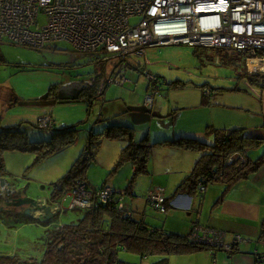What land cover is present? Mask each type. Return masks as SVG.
Returning a JSON list of instances; mask_svg holds the SVG:
<instances>
[{
    "label": "rangeland",
    "instance_id": "rangeland-1",
    "mask_svg": "<svg viewBox=\"0 0 264 264\" xmlns=\"http://www.w3.org/2000/svg\"><path fill=\"white\" fill-rule=\"evenodd\" d=\"M137 19V16H132L129 20L135 22ZM0 49L6 60L0 63V115L6 111V108L2 109V101H6L9 97L13 100L15 97L14 94H11L12 90L8 84V82H12V78L15 82H19L20 79L26 77L22 80L26 86L30 82L28 80L30 76L40 78L39 76L52 72L58 78V82L52 88L53 94L61 99H67L79 95L78 91H83V95H87V91L84 93L85 89H82V85L90 78L97 80L100 79V76L103 81L104 73L108 78V74L113 73L114 64L118 59L114 54H107L106 59L103 60L100 53L96 54L100 56L99 63L96 61L97 58L92 56H76L71 45L64 40L57 41V48L53 49H38L2 40ZM219 50L177 42L146 46L141 57L133 55L126 57V61L130 65L125 69L129 82L126 81L123 84L108 82L103 94L91 104L87 121L84 120L77 126L74 142L53 153L46 154L39 160L32 152H5L3 163L6 173L0 179L4 182L2 185L0 184L2 197L0 199V254H14L39 261L45 250L47 229L74 223L82 217V210L69 208L71 196L68 192L64 193L57 203H51L53 183L65 174L80 155L90 129L85 126L86 123H93L98 116L107 114L111 116L124 111L127 107L129 108L128 105H136L133 102L141 103L142 100L143 104L147 90L146 83H148V78L143 73L145 69L160 76L161 79L165 77L174 81L179 79V81L175 83V86L171 85L168 90L166 89L168 84L165 87L162 85L164 89L160 94H153V100L156 98L161 107L160 110H157V106H155L154 113L146 110L147 119L143 120V118L133 115L124 118L133 121L135 139L142 138L147 130H149L151 142L157 141L154 132L168 130L171 135L183 130L193 133V135L189 133L184 135L189 137H195V134L202 132V135L198 133L195 138L211 144L214 139L211 134H209L212 137L210 140L204 139L209 138L205 134L207 125L214 128H230L234 124L239 125L236 123L238 119L254 122L256 116L252 114L249 107L259 103L260 87L247 85L246 78L240 73L248 71V69L255 71L261 68L251 69L250 63L247 64L243 54L233 56L232 53L233 60L230 59L232 49ZM132 63L133 65L139 63L141 68L134 69ZM32 67L34 69H30ZM25 68H29V71L22 70ZM20 70L26 75H22ZM95 71H98L99 74H95ZM14 74L16 75L13 77ZM20 84L21 82L19 86ZM205 90H210L211 94L207 95L208 102H201L200 97ZM136 107L134 106V108ZM3 122L4 120L1 124ZM35 122L37 123V119ZM54 122L56 123L55 120ZM27 133L29 140L46 139L49 136L48 132L33 127ZM115 143L119 142H113L106 137L101 138L98 148L94 151L95 158L86 169L87 184L90 188L101 185L113 188L117 191L120 200L133 214L143 216L148 225L149 221H157L158 224H162L167 216L148 207L147 194L149 190L156 187L162 188L154 181L164 182L166 180L162 170L168 166L161 164V156L153 152L148 164L149 173L139 176L133 187L126 192L132 171L128 162L113 171L119 151L124 146L117 147L114 146ZM198 153L200 156L201 151ZM207 186H212V183ZM10 190L16 192L15 194L22 201L20 204L15 205L3 200L6 191ZM23 201H29L30 204ZM42 206L50 207L55 214L54 219L47 225L39 222L44 216L42 209H39ZM1 209H8L9 213L2 214ZM22 210L32 214L37 220L29 223H17L14 215ZM7 224H15V226L10 227ZM135 256L137 255L121 253L122 259L139 262L140 260Z\"/></svg>",
    "mask_w": 264,
    "mask_h": 264
},
{
    "label": "trees",
    "instance_id": "trees-1",
    "mask_svg": "<svg viewBox=\"0 0 264 264\" xmlns=\"http://www.w3.org/2000/svg\"><path fill=\"white\" fill-rule=\"evenodd\" d=\"M55 47L57 48V43L50 45L48 49ZM217 49L221 51V49L229 48L221 47ZM72 50L75 51L73 48ZM100 53L104 58L103 60L106 59L107 54H112L102 50L89 54H78L93 55L94 58H97L96 61L100 63V56L96 55ZM231 54L234 56L235 54L240 55L243 53L233 50L230 56ZM263 54L264 52H259L260 56ZM225 55H227L226 52ZM114 56L118 58V63L114 68L115 71L120 64L121 58L115 54ZM231 57L230 59H232ZM5 61L0 49V63ZM135 64H138L134 65L136 68L140 67L139 63ZM128 66L130 65L127 62ZM95 74H99L98 71H95ZM240 74L246 78L250 85L264 88V71L245 70ZM106 84H108L106 75H104L103 81H101V76L97 80L90 78V80L82 85V89H85L84 93L87 91V95H83V91H78L77 94H79V97H84L88 101H91L94 97L102 94V90ZM53 86L49 87L50 92H52ZM144 109L147 111L151 110ZM82 122L62 127L56 126L55 123L50 128L40 127L35 122L32 125L33 128H39L49 134L48 138L40 140H29L27 131L30 128L28 126L24 127L23 123H17L16 125L0 124V179L6 173L3 163V154L5 152H32L36 154V159L39 160L46 154L53 153L59 148L74 142L77 126ZM209 128L207 127L206 132H212L214 136L211 144L195 137L187 136L167 139L159 143L172 147L201 151L191 172L177 186V193L196 194L198 193L199 183L204 184L206 189L209 183L215 182H220L224 185V193L235 182L246 178L264 164V151L255 159H252L247 154L249 149L258 147L261 143L264 144V137L249 135L242 128L230 130H214ZM102 137L109 139L126 138L128 141L119 151L113 169V171L117 170V168L126 162L130 164L132 173L125 190L126 192L133 187L139 176L148 173V160L152 144L146 137L134 140L132 129L125 125L109 124L98 131L90 130L78 158L71 164L65 174L53 183L52 204L57 203L64 193L72 190L79 183L87 182L85 177L86 169L95 158L94 151L98 148ZM246 149L248 150L246 151ZM15 193L11 190L6 191L3 200L12 202L15 205L20 204L22 201ZM118 198L117 195H114L107 203H96L93 207L87 209L76 208L83 211L82 217L76 222L47 229V242L43 256L39 261L33 258H22L14 254H0V264H141L140 261L130 262L122 259L121 253L134 254L140 259L148 256L156 257L150 264H169L168 257L170 255L191 254L202 250L215 251L212 246L206 243L189 241L187 233L181 235L166 232L162 228L148 225L143 216L135 215L131 210H128L126 214L121 212L117 208ZM171 198H165L166 211L170 207L169 201ZM23 202L29 203V201ZM1 212L2 214L5 212L9 213L8 209H1ZM14 216H16L17 223H29L37 220L32 214L26 213L24 210L16 213ZM54 217L55 214L50 219L42 217L39 222L47 225ZM7 225L10 227L15 226V224ZM234 250L235 247H233L232 252Z\"/></svg>",
    "mask_w": 264,
    "mask_h": 264
},
{
    "label": "built area",
    "instance_id": "built-area-1",
    "mask_svg": "<svg viewBox=\"0 0 264 264\" xmlns=\"http://www.w3.org/2000/svg\"><path fill=\"white\" fill-rule=\"evenodd\" d=\"M132 16L138 19L130 22ZM2 40L38 49L64 40L78 53L102 50L118 55L120 64L107 81L123 84L129 80L126 57H141L150 45L177 42L223 47L242 52L247 64L250 59L264 61V54L259 55L264 52V0H0ZM145 75L148 83L143 107L150 110L158 80L149 71ZM37 124L50 128L55 122L43 115L37 118ZM204 191L205 185L199 183L198 193ZM68 194L70 209H87L107 203L117 191L107 185L90 188L84 182ZM164 202L161 188L148 191V207L164 213ZM117 208L125 214L129 210L120 198ZM187 239L225 253L246 242L239 235L227 242L223 231L197 223L187 232ZM263 257L256 253L257 259Z\"/></svg>",
    "mask_w": 264,
    "mask_h": 264
},
{
    "label": "crops",
    "instance_id": "crops-1",
    "mask_svg": "<svg viewBox=\"0 0 264 264\" xmlns=\"http://www.w3.org/2000/svg\"><path fill=\"white\" fill-rule=\"evenodd\" d=\"M73 53H75L76 56L83 55L93 57V55L78 54L75 51H73ZM117 63L118 59L114 64V68ZM139 68L134 66V69ZM28 69L29 68H25L22 70L29 71ZM30 69L34 68L32 67ZM260 70L264 71L262 68ZM16 74H14L13 77ZM22 75H26V73L24 72ZM39 77L40 78L30 76L28 79L30 82H28L26 86L22 83V80L26 77L20 79L19 82H15L14 78H12V82H8L9 87L12 90L11 94H14L15 97L13 100L9 97L6 101H2V109L6 108V111L4 114L0 115V124L2 120H4L2 125H16L17 123H23L24 127L28 126L31 129L32 125L35 124L36 119L41 115L52 117L56 121V126L58 127L71 125L84 120L87 121L90 108L92 107L91 104H93L101 95L94 97L91 101H88V99H85L84 97H79L78 95L71 96L67 99H61L49 91V87L58 82L56 75L52 72H47ZM32 80H34V83ZM177 81H179V79H175L174 81L165 77H162L161 79L160 76H158V87L153 94L158 93L157 95H159L166 84H168V88L166 87L168 90L171 88V85L175 86ZM20 82L21 84L19 86ZM245 83L250 85L247 81H245ZM107 85L108 84L104 86L102 94ZM162 85H164V87H162ZM210 94V90L203 91L200 101L208 102L207 95L210 96ZM258 101L259 103H257L256 106L249 107L252 114L256 116L254 122L238 119L236 123H239V125L234 124L230 128H214L213 126L210 127V125H207L206 127H210L214 130L242 128L245 129L249 135L264 137V88H260ZM133 103L136 105H128L129 108L127 107L124 111L117 112L111 116L108 114L105 116H98L93 123H86L85 126L88 128L90 127L89 131H98L109 124L125 125L132 129L133 139L140 140L141 138H134L133 121L124 119L126 116L130 115L141 117L143 120L147 119L146 110L143 108L144 105L142 104V100L141 103L139 101ZM134 106L137 107L134 108ZM151 106L152 108L150 112L153 110L155 111V106H157V110H160L161 107L156 98H154ZM218 107L225 108L224 106ZM188 133L189 132L182 130L179 133L170 135L168 130L158 131L154 132L157 141L154 140L152 142L149 136V130H147V133L142 136V138L146 137L152 144L148 164L151 155L155 152L161 156L160 163L168 166L164 167V170H162V174L165 175L166 180H163L164 182L155 180L154 183L158 186H162L161 189L163 190L165 198L172 197L169 201L170 207L166 212L162 213L167 216L165 218L166 220L162 224H158L157 221H149V225L152 227H161L166 232L168 231L185 235L191 226L197 223L202 227H210L223 231L225 233V241L227 242H231L234 235L241 236L246 239V242L237 245L232 253H225L221 250H202L191 254L170 255L168 257L169 264H263L264 257L257 259L256 253H264V164L246 178L235 182L224 193V185L220 182L212 183V186L210 187L206 186L203 194L196 193L189 195L185 193H177V186L191 172L193 165L199 158V151L172 147L159 143L163 140L188 135ZM198 133H201L199 135H202V132ZM189 134L193 135V133ZM197 134L195 135L198 136ZM205 134L209 137L204 138L207 139V141L212 137L214 138L212 132H205ZM209 134H211L212 137ZM107 139L113 142H119L114 145L117 147L119 145L125 146L128 143L126 138ZM263 151L264 144L261 143L257 148L248 150L247 154L252 159H255ZM135 257L140 260L141 264H150L156 259V257L150 256L141 259L137 256Z\"/></svg>",
    "mask_w": 264,
    "mask_h": 264
},
{
    "label": "water",
    "instance_id": "water-1",
    "mask_svg": "<svg viewBox=\"0 0 264 264\" xmlns=\"http://www.w3.org/2000/svg\"><path fill=\"white\" fill-rule=\"evenodd\" d=\"M4 182L2 180H0V184L2 185ZM39 209H42L43 213H44V218L46 219H50L53 217L54 213L52 211V209L50 207H45V206H42L40 207ZM27 213V211H25ZM40 214V213H39Z\"/></svg>",
    "mask_w": 264,
    "mask_h": 264
},
{
    "label": "bare ground",
    "instance_id": "bare-ground-1",
    "mask_svg": "<svg viewBox=\"0 0 264 264\" xmlns=\"http://www.w3.org/2000/svg\"><path fill=\"white\" fill-rule=\"evenodd\" d=\"M249 63H250V66L251 67H260V68H264V61L262 62H259L258 60L256 59H250L249 60Z\"/></svg>",
    "mask_w": 264,
    "mask_h": 264
}]
</instances>
